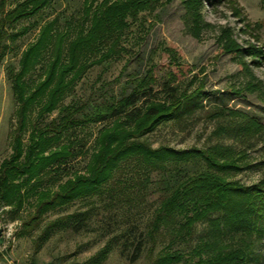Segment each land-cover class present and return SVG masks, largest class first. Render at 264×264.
Instances as JSON below:
<instances>
[{
	"label": "trees",
	"instance_id": "16d2710c",
	"mask_svg": "<svg viewBox=\"0 0 264 264\" xmlns=\"http://www.w3.org/2000/svg\"><path fill=\"white\" fill-rule=\"evenodd\" d=\"M53 1L21 0L5 10L6 0H0V60L7 49V29L38 15ZM168 1L83 0L73 29L58 30L57 18L39 25L36 38L21 52L17 65L6 67L16 109L11 155L0 166V192L14 195L12 177L33 165L49 172L65 163L73 151L69 143L61 142L77 127L111 120L110 126L98 131L97 148L86 171L41 191L36 213L100 198L103 193L111 195L120 185L131 192L135 184L145 187L155 172L165 187L145 229L129 225L114 239L129 262L146 251L147 264H264V176L252 184L230 179L239 168L237 157L221 144L174 149L152 147L148 140L160 124L196 107L193 100L199 89L179 90L178 77L171 69L160 78L156 65L149 63L143 74H130L118 93L110 92L93 102L61 104L89 67L122 55V38L141 11ZM228 50L238 52L239 47L232 42ZM259 50L258 56L264 59V49ZM163 51L168 54L166 66L175 65L176 53L166 47ZM38 64L41 74L29 81L28 75ZM58 107L55 119L44 120ZM230 123L224 131L233 132L241 143L264 137V126L257 122ZM132 177L135 181L126 184ZM87 218L81 213L72 228L81 229ZM199 224L201 230H197Z\"/></svg>",
	"mask_w": 264,
	"mask_h": 264
},
{
	"label": "rangeland",
	"instance_id": "374dc122",
	"mask_svg": "<svg viewBox=\"0 0 264 264\" xmlns=\"http://www.w3.org/2000/svg\"><path fill=\"white\" fill-rule=\"evenodd\" d=\"M17 1L21 0H6L5 10ZM82 6L83 0H54L38 15L7 29V49L0 60V166L11 155L10 135L15 125L16 102L7 65H17L43 22L57 18L58 30L73 29ZM232 42L238 45V52L228 50ZM121 45L125 50L119 58L89 67L61 104L93 102L110 92L118 93L130 74H143L149 63L156 65L160 78L171 69L178 77L179 90H200L193 100L197 106L160 124L147 136L151 146L200 149L221 144L237 157L239 168L230 179L252 184L264 176V137L247 144L239 142L233 132L224 131L228 122L249 120L264 126V59L257 54L264 49V0H170L141 11ZM164 47L176 53L175 65L166 66L169 59ZM41 72L38 64L28 75L29 81L38 79ZM58 113L59 107L44 120L55 119ZM111 124L107 120L77 127L61 142L69 143L73 151L65 163L49 172L33 165L12 177L14 195L0 192V264L148 263L146 251L129 262L114 239L129 225L145 229L165 187L155 172L145 187L135 184L131 192L120 185L111 195L103 193L100 198L35 212L41 191L86 171L97 148L98 131ZM218 126L223 128L217 131ZM23 138L26 141L27 134ZM133 181L134 177L126 184ZM81 213L88 217L86 224L74 230L72 224ZM202 226L197 225V230ZM262 243L264 252V240Z\"/></svg>",
	"mask_w": 264,
	"mask_h": 264
}]
</instances>
